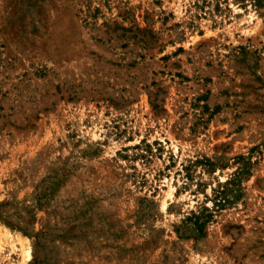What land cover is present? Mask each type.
Wrapping results in <instances>:
<instances>
[{"label": "rangeland", "instance_id": "rangeland-1", "mask_svg": "<svg viewBox=\"0 0 264 264\" xmlns=\"http://www.w3.org/2000/svg\"><path fill=\"white\" fill-rule=\"evenodd\" d=\"M2 202L0 264H264V0H0Z\"/></svg>", "mask_w": 264, "mask_h": 264}, {"label": "trees", "instance_id": "trees-1", "mask_svg": "<svg viewBox=\"0 0 264 264\" xmlns=\"http://www.w3.org/2000/svg\"><path fill=\"white\" fill-rule=\"evenodd\" d=\"M246 165H247L246 163L243 164V168H241V170L239 171V173L240 172L241 173L240 174L238 173V175H247L248 174L247 168H245ZM238 182H239V180H237V178L232 179V180H228L227 182H225V186H227V185H238ZM55 186H57V185H55ZM215 193H216V195L214 198L217 201V204H215L216 207H223L224 204L229 202V200L226 196V188L225 187L221 191H216ZM8 205L9 204L7 202L0 203V223H2L3 225H5L6 227H8L12 230H17V231L21 232V234H23L24 236L29 237V234L26 232L25 228L21 229V228L15 227L3 216L4 215L3 214L4 208ZM211 219H212V214L208 213L206 209H203L201 212H198L197 214L191 213V215L185 219V224L189 225L192 234L196 238H203L204 234H205V227ZM33 220H34V218L31 217L30 223H28V224L30 225Z\"/></svg>", "mask_w": 264, "mask_h": 264}]
</instances>
